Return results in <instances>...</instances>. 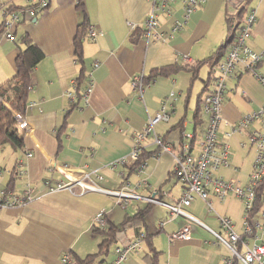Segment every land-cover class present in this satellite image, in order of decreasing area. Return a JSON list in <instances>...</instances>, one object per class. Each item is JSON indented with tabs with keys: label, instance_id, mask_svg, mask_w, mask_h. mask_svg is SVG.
<instances>
[{
	"label": "crops",
	"instance_id": "crops-1",
	"mask_svg": "<svg viewBox=\"0 0 264 264\" xmlns=\"http://www.w3.org/2000/svg\"><path fill=\"white\" fill-rule=\"evenodd\" d=\"M33 1L0 0V27L5 9L24 7ZM81 2L87 29L93 26L102 31V35L93 40L85 36L82 64L77 62L74 50L77 26L83 18L82 10L77 7L78 0H50L47 10L39 18L22 17L10 27L16 40L21 34H27L39 46L43 57L33 70L27 110L22 116L28 126L27 130H22L23 146L13 148L7 145L9 151L3 150L5 147L0 150V186L17 192L30 187L32 197L25 205L0 209V264H62L61 255L65 252L73 258L97 251L103 235L95 229L123 222L124 229L119 231L104 263L113 259L115 245L139 232H146L153 234L150 240L159 252L157 264H223L227 250L222 254L218 245L224 246L216 242L209 230L193 225L189 240L171 239L170 234L187 223V219L171 215L165 206L146 200L160 197L164 202L173 203L180 199L183 184L172 174L174 157L184 143L191 146L189 152H198L196 139L199 140L200 136L196 138V128L201 123V93L215 73L209 75L208 63L201 66H208V71L194 105L192 91L195 78L191 81V72L187 70L157 76L145 86L142 95L131 86V78L140 73L145 76L151 68L160 65L208 58L228 34L227 25L231 21H227V16H235L243 5L247 8L241 18L247 10L255 11V21L246 43L255 51H263L264 0H206L190 14L179 30L172 31L173 22L181 20L182 4L176 0L169 13L159 15L158 30L162 39L153 42L144 40L140 32L149 11V0ZM127 21L136 22L138 27L131 29ZM16 40H7L0 34V83L15 72V58L19 51ZM256 72L264 77L262 62ZM244 73L228 83L221 115L224 121L234 125L218 133L220 140L226 141V131L264 104V97L258 89L264 84L257 77L252 79L248 76L247 79ZM79 77V91L83 81L88 78L93 81L86 104L79 93L72 102L66 97L72 81ZM237 86H240V92H237ZM171 91L174 92L173 97L169 96ZM253 94H258V97ZM163 100H166L169 119L156 123L154 131L170 145L169 150H163L151 136L140 142L141 150L152 152L144 159L145 178H141L137 169L128 163H118L111 168L115 160L128 161L135 135L144 128L147 119L159 111ZM189 109L192 110L190 120L187 116ZM205 126L206 122L200 134ZM256 126L254 122L231 135L243 131L248 135ZM187 134H193L195 138L190 139ZM27 153L31 155L26 156ZM22 166L25 169L18 174L17 169ZM230 167H220L216 175L224 177L223 173ZM233 169L237 170L236 167ZM83 172H87L89 182L104 189L125 187L141 198H128L122 205L116 196L83 191L77 185L71 191H49L44 184V179L54 184L68 180L66 176H81ZM137 182L141 184L137 186ZM209 197L215 213H208L199 197L185 207L186 211L215 230L219 229L215 214L229 216L236 221L241 219L242 202L232 193L222 200L212 193ZM235 204H238L237 210ZM155 205L166 208L167 213ZM147 206L149 212L151 208L160 212L159 228L155 231L152 227L156 221H147L148 211L142 218L136 216ZM128 208H132V212H128ZM101 211L105 213L103 227L93 222L95 214ZM121 213H124L123 218L118 221ZM236 229L240 232L239 225ZM148 251L149 243L144 239L142 250L120 264H149Z\"/></svg>",
	"mask_w": 264,
	"mask_h": 264
},
{
	"label": "built area",
	"instance_id": "built-area-1",
	"mask_svg": "<svg viewBox=\"0 0 264 264\" xmlns=\"http://www.w3.org/2000/svg\"><path fill=\"white\" fill-rule=\"evenodd\" d=\"M175 1L149 0V11L142 27H140L141 37L144 40L153 42L162 39V33L158 30L159 15L161 13H169L171 4ZM180 1L182 4L181 20L178 19L173 22L172 31L179 30L190 14L206 0ZM49 3L50 0H35L25 8L17 10L5 9L2 12L3 21L0 34L7 40L15 41V34L11 32L10 27L14 23L19 22L22 17H36L38 13L49 6ZM254 21L255 11L253 9L247 10L242 24L236 31L233 42L218 60L217 71L212 77L213 86L201 99V108L207 114L208 119L198 140V152H189L191 146L188 143H184L182 150L174 157L175 162L172 174L183 184L180 199L173 203L164 202L160 197L146 199L165 206L171 215H181L187 219V223L170 234L171 239L189 240L193 225L202 226L209 230L216 242L223 245L227 250V254L222 260L223 264H264V195L262 198L258 196V190L264 181V104L258 110L243 116L232 129L224 133V136H230L234 131H241V129L247 128L252 123H257V126L251 129L248 134L251 146L254 147V160L248 178L242 181L235 176L224 178L221 175H216V171L220 167L230 165L229 145L227 141L220 140L218 137V128L223 120L221 112L222 106L226 101L225 93L228 89V83L238 78L240 73L249 71L264 84V77L256 72L258 63L264 59V50L261 52L255 51L246 43ZM127 25L133 30L138 27V24L133 21H127ZM99 35H102V31L95 29L93 26L88 27L86 38L93 40ZM94 65L97 64L95 63ZM147 85L144 81V74H136L131 78V86L140 95H142ZM81 86L82 88L79 91L77 80L72 81L71 88L66 91V97L69 101H74L79 93L83 103L86 104L93 88V81L88 78L81 83ZM169 96L173 97L174 92L171 91ZM16 119L23 131L28 129L24 117L16 115ZM168 119L169 113L166 111V100H163L159 111L153 117L148 118L144 128L135 135V143L129 153L128 161L125 159L115 160L111 163V168H115L118 163H128L132 166V163L138 158L140 142L148 136H151L152 140L163 150L168 151L170 145L164 142L154 131L156 123L167 121ZM226 123L228 122L225 121ZM187 135L190 139L195 138L193 134ZM241 144L243 145V143ZM30 155L31 153L26 154V156ZM145 166V162L134 166L141 178H145ZM24 169L22 166V168L17 169V173H23ZM66 177L68 180H59L54 184L49 179H44V184L49 191H71L72 187L77 185L83 191H98L116 196L119 199L118 202L122 205H125L124 202L128 198H141L139 194L125 187L118 190H108L93 184L87 180L89 178L87 172H83L78 177ZM140 184V182H137V186ZM210 193L220 200L224 199L229 193L238 198L243 206L241 219L236 221L229 216L215 214L219 224V229L215 230L186 211L185 207L189 206L195 197H199L205 203L206 211L215 213L213 202L209 197ZM31 200L30 187L17 192L0 186V209L22 206ZM93 222L97 226L103 227L105 224V213L101 211L95 214ZM237 225L240 226V232L236 229ZM144 237V232H139L126 239L122 244L115 245L112 249L113 259L104 264H120L132 254L141 251ZM71 258L72 255L69 252H65L61 255L62 264L69 263Z\"/></svg>",
	"mask_w": 264,
	"mask_h": 264
},
{
	"label": "trees",
	"instance_id": "trees-1",
	"mask_svg": "<svg viewBox=\"0 0 264 264\" xmlns=\"http://www.w3.org/2000/svg\"><path fill=\"white\" fill-rule=\"evenodd\" d=\"M28 6L29 5L17 8L10 6L8 10H17ZM77 7L82 10L83 18L77 26L74 39V50L77 62L82 64V45L87 32V19L86 14L83 10V4L81 0H78ZM246 8V5H243L236 11L235 16H227V21H231L228 22L227 25L228 34L223 43L219 45L217 50L213 52L211 56L203 60H197L191 63L174 62L153 67L148 72V74L144 76L145 83L149 84V82L157 76H168L181 69L191 72L192 81L197 77L198 72L204 63H208L210 68L209 75H211L214 64L216 62L218 63V60L224 54L227 46H229L233 42L236 31L238 30L244 19V17H241L243 16V11L244 9L246 10ZM245 14L246 13H244V16ZM237 20H239V23L237 22ZM1 30L2 25L0 27V31ZM16 41L18 42L19 51L15 58V72L13 75L0 83V150L3 149L6 145L12 146L13 148H21L23 146V129L19 126L16 115L23 116L27 110L29 91L31 87V76L35 66L43 57V52L41 51L39 46L35 42H33V40L27 34H21ZM263 60H261V62ZM80 79V77L77 79L78 89L80 87ZM149 153L152 152H145L140 149L138 158L132 163V167L138 166L142 162H144V159L148 156ZM263 192L264 181L262 182L258 190L259 198L263 197ZM148 208V206L144 207L136 214V216L142 218L143 214L148 211ZM122 229H124V222L120 223L119 225L116 224L102 229H95V231L100 232L103 235V238L98 244L97 251H95L94 253H88L84 256L75 255L73 256L71 262L67 264H103L109 255L111 247L118 239L119 231H121ZM144 234V239L149 243V251L146 254L149 264H157L159 252L152 246L150 240L151 235L153 234L146 232Z\"/></svg>",
	"mask_w": 264,
	"mask_h": 264
},
{
	"label": "rangeland",
	"instance_id": "rangeland-1",
	"mask_svg": "<svg viewBox=\"0 0 264 264\" xmlns=\"http://www.w3.org/2000/svg\"><path fill=\"white\" fill-rule=\"evenodd\" d=\"M47 9L42 10L41 13H38L37 17L39 18L41 15H43L45 13ZM237 22L239 23V20H237ZM237 23V24H238ZM236 27V26H235ZM233 28V27H232ZM249 41V39L246 40V42ZM217 65L218 63L216 62L213 66V70L211 73H216L217 71ZM262 66L264 68V61H262ZM208 66H204L201 67L197 77L194 80V87H193V91H192V100H193V105L194 102L196 100V96L198 94V92L201 91L202 86L204 85L206 76H207V69ZM261 71V70H260ZM249 72V71H248ZM257 72H259L257 70ZM260 73V72H259ZM244 76H247V79H249V77H251L252 79L256 78V76L252 73V72H245ZM249 76V77H248ZM203 82V83H202ZM212 77L209 80V82H207L206 87L203 88L202 93H201V99H203L204 95L210 90V88L213 86L212 84ZM260 83V82H259ZM259 83L257 82V84L259 85ZM261 86V87H260ZM258 86L259 92L261 97H264V86L260 85ZM237 92H240V86H237ZM255 98L258 97V94H253ZM192 106V104H191ZM193 107V106H192ZM259 109V108H258ZM257 109V110H258ZM256 111V110H255ZM187 116L188 119L190 120L192 117V110H188L187 111ZM199 118L201 119V123H199L197 125L196 128V138H198L200 136L199 131L202 129V127H204V123L207 121L208 116L204 111H200L199 112ZM204 122V123H202ZM229 125H234V124H225V121L222 120L221 124L219 125L218 128V133H222L223 131L229 129ZM189 129H191V125L189 126ZM224 138L226 139L228 145H229V163H230V170H228L227 172L223 173L224 178H229L230 176H236L239 179H243L246 180L248 178V175L252 169V162L254 160V147L251 146L250 140H249V135H247V133L243 132H238L236 134L230 135V136H224ZM198 141V139H196V142ZM241 143H244L245 146H243ZM7 146V145H6ZM3 150L9 151L10 149H8V146ZM251 146V147H250ZM237 168V170L235 171L233 168ZM264 193V192H263ZM144 205V204H141ZM238 204H235V209H238ZM154 207H158L161 208L162 206L160 205H155ZM154 208H151L150 212H149V219L147 218V221H156L155 226H153V231H155V228H159L158 226V217L160 216V212ZM162 209L167 213L166 208L162 207ZM240 209V208H239ZM128 212H132V208H128L127 209ZM240 212H242L241 214H243V207L241 208ZM124 213H121V217L118 219L121 220L123 218ZM150 225V224H149ZM98 236H100L102 238L101 234H97ZM219 249L221 250L222 254H226V249L220 245H218Z\"/></svg>",
	"mask_w": 264,
	"mask_h": 264
}]
</instances>
